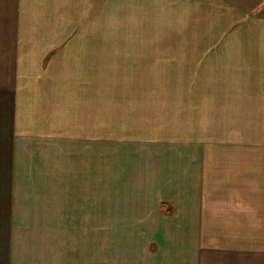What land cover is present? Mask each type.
Returning a JSON list of instances; mask_svg holds the SVG:
<instances>
[{"label":"crops","instance_id":"crops-1","mask_svg":"<svg viewBox=\"0 0 264 264\" xmlns=\"http://www.w3.org/2000/svg\"><path fill=\"white\" fill-rule=\"evenodd\" d=\"M160 53L166 67H193L195 82L207 85L197 93L206 105L193 113L195 141L179 136L142 162L100 142L106 107L68 118L69 147H87L93 135L100 143L99 179L72 177L73 197L76 184L99 186L98 205L79 211L113 246L100 264H264V0H0L1 223L13 215L15 149L29 138H64L56 113L29 104L28 94L40 98L30 86L45 82L44 69L104 84L109 66L126 67L134 83L135 68ZM2 240L0 264H13ZM74 254L57 259L91 264V255Z\"/></svg>","mask_w":264,"mask_h":264},{"label":"rangeland","instance_id":"rangeland-1","mask_svg":"<svg viewBox=\"0 0 264 264\" xmlns=\"http://www.w3.org/2000/svg\"><path fill=\"white\" fill-rule=\"evenodd\" d=\"M159 55L163 57L164 53ZM162 57L156 64L150 62L135 68L138 74L133 78L134 83L125 82L132 79L130 68L109 66L104 84H96L94 74L89 79L77 73L71 75L74 69H44L45 82L29 85L35 88L31 91L40 95L35 99L28 94L30 107L36 108L37 113L44 114L47 110L56 113L60 122L56 124L57 120L53 126L60 128L59 138H64L54 140L52 135L44 139L29 138L15 149L16 163L10 165L11 169L15 168V179L7 183L12 193L10 201L14 200L13 215L10 223L0 220V238L6 241L5 248L10 250L13 264H63L68 260L57 257H69L72 252L76 257L89 254L91 264H100V252L112 250L113 246L100 243L98 221H85V213L79 211L98 205L94 193L99 186L90 182L84 189L83 184H76L80 192L78 197H73L78 180L72 178L74 175L90 178L87 172L91 171L95 173L94 180L99 179L100 143L93 133L87 147L68 145V118L83 113L79 108L93 112L94 107H106L108 139L100 142L124 149L127 156L135 154L142 162L147 159V153L158 147L168 149L167 144L179 136L189 143L195 141L196 133L190 129L195 122L193 113L197 104L206 105V100H199L197 93L203 92L207 85L195 82V68L166 67ZM64 71L68 73L63 74ZM68 77H75L78 82H58ZM83 79L91 82L82 83ZM182 122L183 129L178 130ZM108 160L114 162L111 156ZM72 206L75 211L70 213Z\"/></svg>","mask_w":264,"mask_h":264}]
</instances>
